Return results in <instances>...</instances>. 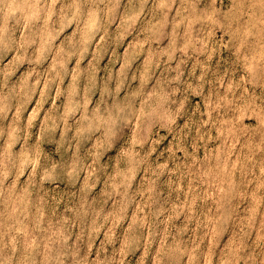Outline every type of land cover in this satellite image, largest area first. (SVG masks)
<instances>
[{
    "label": "clouds",
    "instance_id": "obj_1",
    "mask_svg": "<svg viewBox=\"0 0 264 264\" xmlns=\"http://www.w3.org/2000/svg\"><path fill=\"white\" fill-rule=\"evenodd\" d=\"M0 264H264V0H0Z\"/></svg>",
    "mask_w": 264,
    "mask_h": 264
}]
</instances>
